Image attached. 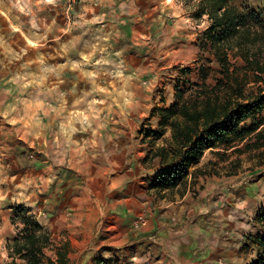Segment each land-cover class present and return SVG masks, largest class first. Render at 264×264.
<instances>
[{
    "label": "rangeland",
    "instance_id": "obj_1",
    "mask_svg": "<svg viewBox=\"0 0 264 264\" xmlns=\"http://www.w3.org/2000/svg\"><path fill=\"white\" fill-rule=\"evenodd\" d=\"M126 1L0 0V259L15 263L6 245L22 227L12 223L18 208L48 232L44 252L52 261L61 257L63 264H85L92 258L91 264H98L100 256L130 264L134 254L153 256V242L145 250L128 245L135 238H129L128 227L121 230L107 220L105 228L113 213L112 192L127 189V181L119 178L126 171L124 163L133 161L131 167L136 165L140 174L147 173L156 157L171 167L176 143L170 127L160 124L161 110L200 104L214 89L224 91L234 82L243 85V105L252 106L262 97L255 108L258 121L238 127H254V133L229 148L206 150L177 189L159 192L144 183L147 190L136 195V211L152 210L163 199L169 204L188 189L196 196L208 195L211 178L217 191L222 179L250 181L264 175V74L248 70L235 50L228 51L223 67L206 38L211 20L202 0H175L191 13V27L200 19L210 22L192 31L199 44L192 57L197 59L191 61L197 72L188 68L191 59L186 56L171 59V53L158 50L148 52L151 72L140 81L134 80L136 71L122 75L125 62L114 53L110 24ZM155 2L150 0L151 7ZM231 3L239 10L264 11V0ZM127 142L134 143L129 153Z\"/></svg>",
    "mask_w": 264,
    "mask_h": 264
},
{
    "label": "crops",
    "instance_id": "obj_2",
    "mask_svg": "<svg viewBox=\"0 0 264 264\" xmlns=\"http://www.w3.org/2000/svg\"><path fill=\"white\" fill-rule=\"evenodd\" d=\"M177 3L175 0H169L164 4V0H158L155 2L157 6L154 7H151L150 0H127L122 3L117 19L110 24L114 32V53L118 54L119 61L125 62L120 66L122 75H127L123 72L126 70H130L132 74L136 71L137 79L134 80L140 81V77L143 78L151 72L148 52L158 50L171 53V59L186 56L185 59H191L187 64L188 68L194 70V73L197 72L199 67L191 64V61L197 59L192 57L198 54L199 44L192 39V31L201 25L205 29L210 22L200 19L191 27V13L186 12ZM181 50L188 52L183 54ZM211 61L214 63L213 58ZM110 71L118 70L111 68ZM128 143L126 151L133 150L134 143ZM234 143L207 148L200 158L208 149L229 148ZM115 144L114 151L119 147V143ZM132 162L129 160L124 163L126 171L119 177L121 183L127 181V189L123 192H112L115 202L110 205V210L113 213L105 219V228L109 226L107 220H112L121 230L128 227L129 238L135 237L128 245H142L143 250L145 245H151L152 242L156 245L153 256H148L147 253H139L143 257L134 254L130 256L133 260L130 264H264L263 174L250 181L231 182L222 179L223 184H219L217 191L215 179L211 178L214 183L210 186L208 195L196 196L188 189L183 195H176L169 204L163 199V203L154 206V209L138 212L136 195L139 198L143 190H147V186L143 184L153 186L170 166L161 165L160 159L156 157L151 168L146 170L147 173L140 174V169H135L136 165L131 167ZM198 162L188 168L185 178L190 177L193 170L198 168ZM114 164V167H118L119 162ZM184 179L174 189H177ZM117 183H120L119 180ZM166 190L158 189L159 192ZM130 203L132 205H129ZM174 212L177 217L171 216ZM147 233L156 234V238L152 239ZM91 261L92 258L85 264H91ZM14 262L25 264L23 260ZM0 264L11 263L0 259ZM110 264H114V260Z\"/></svg>",
    "mask_w": 264,
    "mask_h": 264
},
{
    "label": "trees",
    "instance_id": "obj_3",
    "mask_svg": "<svg viewBox=\"0 0 264 264\" xmlns=\"http://www.w3.org/2000/svg\"><path fill=\"white\" fill-rule=\"evenodd\" d=\"M202 3L211 20L206 38L221 65L224 67L228 61V51L235 50L245 60L248 70L258 76L264 74V11H250L247 7L239 10L231 0H202ZM242 87L234 82L224 91L214 89V95L205 97L200 104L194 101L190 105L182 103L179 107L161 110L160 124L170 127L172 140L176 143L172 149L175 159L153 188L161 191L174 189L205 149L243 141L254 133V127H238L242 122L257 120L255 108L263 103H258L262 97L252 102L254 105L245 106L240 102ZM12 223H20L22 227L14 240L6 245L11 259L18 258L25 264H63L61 257L57 261L46 258L44 250L50 244V236L33 216L18 208ZM96 262L110 264L100 257Z\"/></svg>",
    "mask_w": 264,
    "mask_h": 264
}]
</instances>
